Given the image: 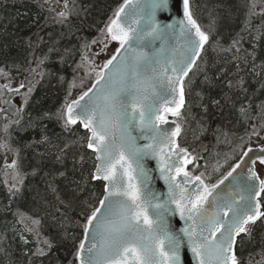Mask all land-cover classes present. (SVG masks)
<instances>
[{"label": "snow or ice", "instance_id": "snow-or-ice-1", "mask_svg": "<svg viewBox=\"0 0 264 264\" xmlns=\"http://www.w3.org/2000/svg\"><path fill=\"white\" fill-rule=\"evenodd\" d=\"M258 4L262 5L260 13L254 11ZM248 8L250 15L264 16V0H248ZM181 9L182 18L174 19L181 15ZM58 15L66 19L63 11ZM169 20L172 22H166ZM106 37L118 47L102 65L85 73L94 74L90 86L84 78L79 82L73 79L56 113H44L48 118L54 115L65 131H72V126L82 128L84 133L72 143H80L95 156L93 170L69 182L68 198L61 197L54 183L56 177L67 179L66 171H58L47 181L57 201L52 220L62 230L61 238H69L68 225L73 223L70 212L75 214L74 224L80 230L78 235H71L74 260L70 264H187L188 252L195 264H245L243 248L254 240L256 229L264 227V170L256 167L257 160L264 166V146L254 150L239 137V144L230 142L235 145L233 155L224 156L227 170L217 161L211 171L208 164L201 171L198 161L203 157L181 146L178 138L182 126L177 122L185 119L182 110L194 78L203 74L205 81L211 79L206 70L209 50L231 53L237 72L241 60L247 65L249 53L242 48L243 37L237 34L225 46L216 18L205 31L194 16L191 0H123L106 25ZM251 55L255 60L254 53ZM47 59H39L37 68ZM87 60L82 57V62ZM37 68L28 71L43 77L45 73H38ZM224 72L221 68L217 78ZM0 76L7 78L8 72L0 68ZM59 79L63 82L64 77ZM242 83V79L236 81V85ZM236 85L228 81L229 88ZM25 87L24 82L15 88L0 84V94L5 89L19 94ZM34 87H27L23 94L25 104ZM71 89H79L74 99H68ZM257 107L259 128L264 131V105ZM249 108L241 107L240 113L250 122L256 117L250 116ZM9 127L4 125L5 135H9ZM251 136L259 139L260 132L254 127ZM0 148L11 151L5 143H0ZM65 149L56 157L61 165ZM254 151L260 155L253 158ZM149 161H155L165 193L153 187ZM7 167L13 170V182L5 180L11 202L21 194L24 176L16 159ZM38 174L39 170L33 169L31 175ZM91 182H100L102 191L89 195ZM15 215L28 234V238L21 234L20 240L34 245L24 253L33 264L32 258L51 252L54 240L42 234L41 217L22 211ZM174 216L183 221L182 227L173 226ZM248 264H255L251 254Z\"/></svg>", "mask_w": 264, "mask_h": 264}, {"label": "trees", "instance_id": "trees-1", "mask_svg": "<svg viewBox=\"0 0 264 264\" xmlns=\"http://www.w3.org/2000/svg\"><path fill=\"white\" fill-rule=\"evenodd\" d=\"M122 2L0 0V68L8 72L7 78L0 76V84L9 83L13 88L21 82L26 85L19 94L7 89L0 94V103L11 97L18 100V107L10 108L9 113L1 117L2 122L6 117V124L10 125L9 135H5L3 123L0 136L5 137L11 151L0 148V264H29L30 258L24 253L34 249V245L31 241L25 245L20 240L21 234L26 238L28 234L17 223L15 213L18 211L41 217L42 234L54 240L51 252L46 257L32 258L33 264H70L74 260L71 235H78L80 231L74 224L76 216L69 213L73 221L68 225L69 238L62 239V230L53 224L57 201L55 194L47 188V181L58 171H66L67 179L56 177L54 183L61 197L68 198L71 195L69 182L80 180L93 170V155L80 143H72L84 133L82 128L72 126V131H65L54 115L48 118L44 113H56L65 102L73 79L79 82L84 78L85 84L90 85L94 74L85 76V73L109 58L116 44L108 43L106 48H100V43L105 25ZM191 3L194 16L205 31L215 17L221 42L227 46L239 34L243 37L242 48L249 53L247 65L241 60L240 71L237 72V61L232 59L231 53L217 54L209 50L206 70L211 79L205 81L203 74L197 75L190 94L186 96L187 103L182 110L185 119L180 120L182 135L178 140L181 146L188 147L189 151L194 149L195 154L203 157L198 161L203 171L208 161L212 162L217 154L223 156L226 150L235 146L231 141L239 144L238 138L243 137L248 146L261 140L263 131H260L256 114L260 111L257 106L264 105V16L250 15L248 0H191ZM261 6L258 4L254 11L260 13ZM61 11L66 19L58 15ZM50 48L53 51L49 52ZM45 56L48 59L37 68V61ZM82 57H87V62H82ZM29 68H37L38 73L45 75L30 74ZM221 68L225 72L218 79ZM49 72H55V75H48ZM60 76L64 77L63 82ZM238 79L243 83L236 85ZM229 80L236 86L229 88ZM32 85H35L34 91L25 104L23 94ZM77 93L79 89H71L68 99ZM241 107L249 108L250 116L256 119L246 121L240 113ZM17 120L19 124L15 123ZM254 127L260 132L259 139L251 136ZM224 133H227L226 137ZM65 145L69 147L65 149ZM61 149H65L63 165L56 161ZM82 155L84 159L81 161ZM13 159L17 160L24 176V185L21 194L10 202L5 180L9 182L6 178L9 176L13 182V170L7 167ZM33 169H38L39 174L31 175ZM44 173L49 175L45 177ZM93 191H102L100 182L89 183V195ZM262 233L264 227L257 228L254 240L243 248L241 255L245 264H248L250 254L255 264L264 260L261 256L264 249Z\"/></svg>", "mask_w": 264, "mask_h": 264}, {"label": "water", "instance_id": "water-1", "mask_svg": "<svg viewBox=\"0 0 264 264\" xmlns=\"http://www.w3.org/2000/svg\"><path fill=\"white\" fill-rule=\"evenodd\" d=\"M144 2H146V0H144ZM123 3V2H122ZM121 3V4H122ZM115 13V12H114ZM165 16H167V15H173V14H164ZM113 16H114V14H113ZM113 16H112V18H113ZM179 18H182V9H181V15L180 16H174V19H179ZM110 21V20H109ZM166 22H172L171 20H169V21H166ZM109 23V22H108ZM107 23V24H108ZM106 24V25H107ZM106 25H105V27H104V35H103V38H102V42L104 43H106V42H114V41H111L110 39H108L107 37H106ZM114 43H116V42H114ZM117 44V43H116ZM117 47H118V44H117ZM115 51V49L110 53V56L113 54V52ZM90 86V85H89ZM79 93H77L76 95H75V97L74 98H76V96L78 95ZM74 98H72V99H74ZM169 119L170 120H172V119H174V118H172V117H169ZM178 123H180V121H177ZM181 124V123H180ZM260 146H264V131H263V133H262V136H261V140H260V142L259 143H257V144H253V145H249V146H247V147H251V148H253L254 150H256V149H258ZM89 152H90V150H88ZM193 154L195 155V153L193 152ZM93 155V161H94V164H95V156H94V154H92ZM251 155L253 156V158H255L256 156H258V155H260V153L258 152V151H254L253 153H251ZM149 167H151L152 169H153V172H152V175L154 176V181H153V187L157 190V191H159V192H161V193H165L166 191H167V189H166V186L164 185V183H163V181L162 180H160L159 179V173H158V171H156V164H155V161H149ZM256 167L258 168V169H261V170H264V166H260L259 165V161L257 160V163H256ZM172 224H173V226L174 227H182L183 226V221H180L179 220V217L178 216H174V217H172ZM186 261H187V264H195V261H194V259H193V257H192V254L190 253V252H188V253H186Z\"/></svg>", "mask_w": 264, "mask_h": 264}, {"label": "rangeland", "instance_id": "rangeland-1", "mask_svg": "<svg viewBox=\"0 0 264 264\" xmlns=\"http://www.w3.org/2000/svg\"><path fill=\"white\" fill-rule=\"evenodd\" d=\"M14 107H18V100L16 97H11V98H8L7 101L3 100L1 103H0V109H3L4 111H0V129H1V126L3 125V123L7 120L6 117H4V120L2 122V115H6L9 113V109H13ZM6 124V122H5ZM0 143H5L6 144V141H5V137L3 136H0ZM237 153H239V148L236 149ZM225 154L229 155V156H232L233 153L231 150H226L224 155L223 156H219L218 154L213 158V161L212 162H209L208 161V165H209V171H211V168L212 166H214L217 161H219L220 164L224 165V168H226L228 166V164H225V161H224V156ZM201 161V160H200ZM232 161L230 160L229 163H231ZM201 167H202V164L200 163ZM8 178L9 180V184H11V178L8 176L6 177Z\"/></svg>", "mask_w": 264, "mask_h": 264}]
</instances>
